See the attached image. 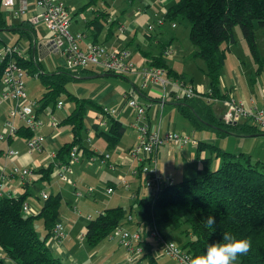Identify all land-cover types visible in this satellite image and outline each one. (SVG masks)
Masks as SVG:
<instances>
[{"label": "crops", "instance_id": "crops-1", "mask_svg": "<svg viewBox=\"0 0 264 264\" xmlns=\"http://www.w3.org/2000/svg\"><path fill=\"white\" fill-rule=\"evenodd\" d=\"M21 2L26 4L30 14L34 13L33 0H16L15 8H18ZM63 2L70 12L71 33L83 32L86 34L85 40L87 42L101 44L108 49L125 48L129 50L137 70L147 67L149 63L148 59L159 56L164 46H170V55L166 59L169 67L178 73L184 74L186 76L185 79L190 81L197 90L202 92L208 90L207 78L206 87H203L202 84L196 85L194 83L195 78L193 76L196 73L195 70H189L187 74L175 69V66L188 55L185 49L177 42V35L180 36L185 31L183 29L179 30V33L175 32L178 27V21H174L175 28H172L171 23L166 21L163 26L155 28L152 32H147L146 30V25L154 23L160 16L165 15L167 10L176 3V0H133L132 2L128 0H63ZM0 12L9 26L8 29L0 31V45L17 44L21 48L22 59L39 64L41 68L37 74L28 76L39 80V73L41 75H55L60 71L66 70L62 58L52 50L50 44L51 33L43 25L31 26L26 21V16L13 17L2 7H0ZM95 21L102 23L100 28L93 27L92 23ZM120 26L124 27L123 33H120L118 30ZM235 44L236 42L229 46V52ZM245 45L248 49L246 42ZM194 52L195 50L190 54V57L197 60L198 58L194 56ZM201 64H198L199 70H203L202 61ZM242 66L243 63L239 62L237 67L240 71L242 70ZM102 75L104 74L92 68H87L78 75H74L72 81L66 85L67 93L78 99H86L91 102L86 110L87 116L88 110L91 109V114L89 115L90 123L85 126L82 141V145L88 151V154H85V158L79 163L72 165V173L69 175L72 184L60 180L56 176L54 167L48 182H40L39 178L34 174L26 183L17 182L14 178L9 182L12 197H19L26 192L29 193L26 203L30 205L36 214L39 213L44 201L41 198V193L49 192V195L58 193L61 196H66L68 200H73L76 197L74 201L78 203L80 201L78 198L83 195L80 192H76V190L80 187L87 188L92 186L101 190L100 195L103 198L100 202L104 205L102 210L109 207L121 206L126 212H129L127 208L131 210V206L135 200L149 198L152 195L151 189L148 194H145L142 189L144 187L143 181L145 175L140 177L131 175L133 168H141L143 162L131 158L129 155L130 150L136 146L139 134L134 127L135 114L127 106L124 96L135 98L138 103L148 105L146 112L151 129H155L158 121H160L162 134L170 131L176 134L193 135L194 138L200 141L199 144L205 143L206 146H213L221 150L223 149V151H227L229 146V144H223L226 137L236 138L238 141L236 146L238 147L239 144L242 146V142L246 139L257 136L264 138V133H257L248 137H236L231 134L221 137L215 132L197 131L181 115L177 101L166 102L162 112L157 108L156 104L163 93L168 97L173 96V93L168 91V88H163L156 84L153 89H143L141 88L142 79L135 80L134 75L131 74L116 75L114 77H101ZM249 75L250 77L246 74L238 75L237 71L233 68L232 73L228 77L225 75L221 76V91L249 107L264 110V76L258 87H256V79H253L252 74ZM223 76L225 79H223ZM5 90L6 87L0 84V93ZM37 92L36 86L30 87L28 89V99L33 101L40 100L45 92H42L43 95L40 98H35L34 96L37 95ZM60 100L64 103V106L61 109H55L53 113L59 121V125L56 128L48 125L50 121L49 111L39 116L44 121V126L40 130V133L45 137L43 150L28 154L29 156L26 157L22 155L18 157L16 154L17 158L6 163L4 160V165H1L2 155L0 154V170L3 167L5 173L8 174L12 165L31 168L34 172L41 168L44 169L51 164V154L55 155L63 144L71 141L69 128L63 127V125L60 126V123L70 114L73 106L65 97ZM12 104V102H5L0 108V130L6 116L8 117L9 110L12 109ZM102 106L115 108L117 111L115 119L120 120L125 127L122 138L112 148L108 147L104 138L98 134L100 130L106 131L108 129L107 123L101 126L96 123L97 112ZM215 108L218 113L222 112V107L215 106ZM17 121L19 120L17 119ZM19 122L17 124L18 127L22 125V122ZM249 124L251 123L249 122ZM96 125L97 127H95ZM20 140L17 136L11 138L8 142L12 141V143L7 147L14 148L20 154H24L25 141ZM0 143L6 144L4 142ZM197 147L188 146L184 149H174L169 145L162 146L158 150L157 167L159 164L161 165L159 172L165 176H169L172 182L193 177L200 166L196 154ZM179 152L181 153L180 158L177 156ZM208 152L206 150L200 156L202 158L208 157ZM240 153L246 155L244 151ZM90 156H93L96 160L88 163L86 159ZM105 156L108 157L105 158ZM103 159H106L105 162L101 161ZM251 161L262 163V161L252 159ZM110 171H117V179L114 177L115 173L112 175ZM73 174V179H71V175ZM40 183H44V186L38 187L37 184ZM107 187H111L114 190L111 195L105 194ZM32 194L35 196V199L29 200L28 198ZM135 194L136 196L133 198L132 196ZM85 195L94 197L97 200L99 199L97 191L94 189L88 190ZM76 210V207H72V210H70L72 212H70L65 206L59 212L58 221H61L64 226L66 238L61 243L56 242L51 236L47 239V246L54 257L58 258L62 264H127L126 251L122 252L121 248L123 247L118 244L117 240L108 238L95 248L87 246L84 240L85 228L93 216L90 211H83L80 214ZM102 210L98 211V213ZM130 214L127 213L130 220H127L123 227L129 229V231H135L138 229L137 227L135 228L138 221ZM39 227L42 229L38 231L39 228H36V226L35 229L40 238H43L45 229L43 225ZM157 258L159 264H176L162 253ZM0 261L3 264H17L1 247ZM140 264H144L143 261Z\"/></svg>", "mask_w": 264, "mask_h": 264}, {"label": "trees", "instance_id": "trees-1", "mask_svg": "<svg viewBox=\"0 0 264 264\" xmlns=\"http://www.w3.org/2000/svg\"><path fill=\"white\" fill-rule=\"evenodd\" d=\"M164 18L165 22L184 20L189 23V40L196 48L194 56L203 62L202 72L208 79V90L213 97L229 98L221 91V71L229 46L236 42L233 33L236 26H239L252 60L257 65L256 74L264 73V58L258 52L254 33L255 26L264 28V0H176ZM92 25L100 28L102 23L95 21ZM8 28L0 12V31ZM169 47L164 46L159 56L148 59L147 67L163 70L169 79L186 82V76L172 70L167 63L168 58L164 53ZM8 61L9 58L0 64V81L3 67ZM15 61L28 75H35L41 69L39 64L32 61H24L22 58H15ZM73 76L67 70L55 75L38 74L45 93L40 100L35 101L37 116H42L46 111L53 114L63 97L73 106L70 114L60 123L69 128L71 141L57 151L54 162L59 165L67 163L74 147L82 149L84 155L88 154L82 141L86 110L91 102L67 93L66 85L72 81ZM169 102L176 101L171 99ZM177 102L181 115L197 131H211L221 137L228 134L248 137L262 133L247 120L234 125L224 124L221 121L222 112L218 113L215 106L206 104L202 98H183ZM107 124L108 129L100 130L98 134L112 148L122 138L125 127L120 120L112 117ZM33 135L23 124L18 127L16 134L23 140ZM196 150L200 166L193 177L171 184L162 182L149 198L138 199L131 206V210L135 209L138 213L135 228L143 230V241L138 244L144 246L145 251L138 264L141 261L144 264H159L157 257L162 252L156 241L149 236L152 228H156L166 241L174 243L167 240L165 231L183 226L186 227L183 232L187 241L180 247L174 244L189 254L192 260L204 255L211 244L223 242L224 235H230L251 242L250 251L238 257L236 264H264V164L252 162L243 153L234 154L206 146L205 143L199 144ZM205 150L209 151V156L202 158L200 154ZM213 160L218 163L215 165ZM213 165L217 167L212 168ZM52 170L53 163L33 171V174L40 182H48ZM28 195L26 192L19 197L0 198V247L17 264H62L46 243L59 220L61 195L50 194L43 201L37 215L27 216L22 212V206ZM127 213L131 211L126 212L123 207L115 206L92 217L85 228L84 240L87 246L95 248L107 240L116 227L123 226L128 220ZM208 216L215 218L216 224L212 228L206 227ZM35 221L42 222L45 229L43 238L37 234ZM0 264L3 262L0 261Z\"/></svg>", "mask_w": 264, "mask_h": 264}, {"label": "built area", "instance_id": "built-area-1", "mask_svg": "<svg viewBox=\"0 0 264 264\" xmlns=\"http://www.w3.org/2000/svg\"><path fill=\"white\" fill-rule=\"evenodd\" d=\"M35 11L33 14L28 12V7L21 2L18 8L16 0H0L2 7L9 15L13 17H24L31 26L43 25L48 32L51 33L50 44L53 52L62 58L64 68L73 75H78L87 68L103 74H131L135 80L142 79L141 88H155L159 85L168 88L173 93L172 97L166 96L164 93L157 102L156 106L161 110L166 102L171 99L179 101L183 98L193 99L202 98L206 104L222 107L221 121L226 125H234L243 120H247L264 133V110L256 107H249L243 102H238L233 98L219 99L213 97L211 92L199 91L192 84L185 81L172 80L166 77L165 72L161 69L152 67H143L140 70L132 60L131 52L125 48L108 49L101 44L87 42L86 34L83 32L71 33L70 12L66 8L63 0H33ZM165 23L164 15L160 16L154 23L147 24V32H152L156 27L163 26ZM171 27L176 25L171 23ZM123 33L124 27L118 28ZM1 38V37H0ZM170 51L167 50L164 56L168 57ZM7 58L10 61L3 67L0 83L6 87L5 91L0 93V106L7 101L14 102V107L9 111L7 119L3 122L0 130V142H8L10 138L16 136L18 127L15 121L18 119L33 132V137L24 140L28 154L41 152L44 147L45 137L40 133L44 126V121L36 115L35 109L37 104L33 100H29L25 91V78L28 76L27 71L19 66L15 58H22L21 48L17 44L0 45V64ZM126 98L127 106L134 112V127L138 131V146H134L130 150L131 158H137L143 162L141 168L132 171L134 177L139 174L145 175L143 186L151 189L155 193L160 188L162 182L171 184L172 180L169 176H165L157 169L158 150L162 146L169 145L174 149H184L188 146L197 147L199 140L194 136L176 134L174 132L161 133L160 121L155 129H151L150 121L147 117V106L140 104L131 97ZM64 106L62 101L57 103V109ZM117 111L115 108L102 106L96 116V123L101 126L107 123L109 118H116ZM50 121L48 125L56 128L59 121L53 114H49ZM89 140V139H88ZM56 155V154H55ZM55 155L51 154L54 171L56 176L68 183L72 184L69 175L72 173L71 167L79 163L85 156L82 149L78 147L72 148L66 164L59 165L55 163ZM5 163L17 158L16 152L10 148L2 154ZM108 156H105L107 158ZM93 156L86 159L88 163L95 161ZM106 159L101 160L105 162ZM150 165L153 167L150 168ZM150 168V169H149ZM33 175V170L27 167H19L12 165L9 173H5L4 168L0 170V198L11 197L9 182L16 180L17 182L26 183ZM114 190L111 187L105 189L106 195H111ZM41 198L46 200L48 195L41 193ZM136 196L133 195V198ZM22 212L27 216L37 215L26 202L23 203ZM77 212V210H76ZM128 220L130 218L128 217ZM143 230L138 228L135 231H129L123 226L116 227L109 235V239L117 240L118 244L126 251L127 264H138L141 256L144 254L145 248L141 244L143 241ZM149 236L153 238L160 251L167 257L175 260L178 264H192L190 255L178 248L174 243L166 241L156 228L150 230ZM51 237L56 242L61 243L66 238V232L61 221L55 223Z\"/></svg>", "mask_w": 264, "mask_h": 264}, {"label": "rangeland", "instance_id": "rangeland-1", "mask_svg": "<svg viewBox=\"0 0 264 264\" xmlns=\"http://www.w3.org/2000/svg\"><path fill=\"white\" fill-rule=\"evenodd\" d=\"M177 25H178V27L175 30V32L179 33V30L185 29L184 34H182L180 36L177 35V42L185 49V52L188 55H187L186 58L181 60L175 66V69L178 70V71L185 72L187 74L189 73L188 72L189 70H192V71L195 70L196 73L193 76L195 78V82L194 83L196 85L202 84L203 87H206L207 79L204 76V74L202 72V69L199 70V68H198V64H201V60H199V59H197V60L195 59L194 60V59H192L190 57V54L194 50H196V48L192 45V43L189 40L190 25H189V23L187 21H184V20H179L177 22ZM233 33H234V38L236 40V44H235V46H233L231 51L227 54V59H226L225 65H224V67H223V69L221 71V76L225 75L226 77H228L229 74L232 73V70L234 68L237 71L238 75L246 74L248 77H250L249 74H252L253 75V79H256V83H257L256 87H258L260 81L263 79L264 73L263 74H259V75L256 74L255 71H256L257 65L251 59L252 57H251L248 49L246 48V45H245V42H244V40L242 38L241 30H240L239 26H236L233 29ZM254 33H255V37H256L255 38V42H256V45H257L258 52L264 58V28H259V27L255 26ZM239 62L243 63L241 71L237 67ZM223 79H225L224 76H223ZM186 83L187 84H191V82L188 81V80H186ZM33 85L36 86V91L38 90L37 95L34 96V97L35 98H40L41 95H43L42 92L43 93L45 92L42 80L41 79L37 80L35 78H32L31 76L26 77V79H25V91L27 92V95H28V89H30V87H33ZM124 99L126 100V98H124ZM133 99L135 101H137L135 98H133ZM9 102H12V101H7L6 103H9ZM12 103H13L12 107H14V102H12ZM0 108H1V106H0ZM90 114H91V109L88 110L87 116H85V119H84V125L85 126L89 125V123H90V120H89V115ZM6 119H7V116H6L5 120ZM19 123H20L19 121L16 122V127H18L17 124H19ZM60 126H62V125H60ZM63 127H65V126H63ZM21 140H23V139H21ZM237 142H238L237 139L234 138V137H226L225 138V142L223 144H225V145L229 144V146L227 148V151H230V152H233V153H240V152L244 151V152H246V155H249L251 157L252 160L262 161V163H264V138L262 136H257V137H252V138L246 139L245 141L242 142V146L239 144V147L236 146ZM10 143H12V141ZM10 143L6 142V144H4V145L0 143V154L1 155H2V153L4 151L7 150V148H8L7 146L10 145ZM137 146H138V141L136 143V147ZM10 149H12V148H10ZM12 150H14V148ZM14 151L16 152L18 157H20L21 155L25 156V157L29 156L28 152H27V149H26V146H25V153L24 154H20L18 152V150H16V149ZM205 151H203V152H205ZM99 153H103V152H99ZM177 156L180 158L181 157V153L179 152L177 154ZM1 157H2L1 158V162H2L1 165H4V158H3V156H1ZM135 159H137V158H135ZM213 162H214L215 165L218 163V161H216V160H213ZM252 162H254V161H252ZM179 164H180V162H179ZM215 165H213L212 168H216L217 166H215ZM160 166L161 165L159 164L158 167H157L158 170L160 169ZM151 167H153V166L150 165V168ZM135 169H138V167L133 168V170H135ZM116 172L115 171H110V174H112V175H114L113 173H115V175H114L115 179H117V173ZM131 175H132V172H131ZM73 176H74V174L71 175V179H73ZM37 185H38V187H43L44 183H40V184H37ZM65 185L70 187L67 184H65ZM90 189H94L95 191H97V195L99 197L98 200L94 199V197H88L86 195H85L86 197L84 196V194L87 193V191L90 190ZM142 189L145 192V194H148L150 192V188H148V187H143ZM142 189H141V191H142ZM100 191L101 190L97 189L96 187H92V186L87 187V188L80 187L79 189L76 190V192H80L83 196L78 198L80 200L78 203L74 201V199L76 197H74L73 200H68L66 198V196H61L62 201H61L59 212H61L60 210L64 209L65 206L68 208V211L72 210V207H76L77 210L80 212V214L83 211H90L91 215L94 217L98 213V211H100V210H102L104 208V205H102L101 202H100V200L103 198V196L100 195V193H101ZM48 193H46V194L49 195ZM107 198H110V197H107ZM28 199L29 200H34L35 196L32 194ZM124 205H126V204L124 203ZM127 209H128L129 212L131 211L132 216L136 220H138L137 211L135 209H132V210H129V208H127ZM70 212H72V211H70ZM41 225H42L41 221H35L36 228H39L38 231L40 229H42V228L39 227ZM125 229H127V228H125ZM127 230H129V229H127ZM184 230H186L185 226H183L180 229H168V230H166L165 233L167 235V240L173 241L178 247L183 246L185 244V242L187 241V237H185L184 232H183ZM168 237L171 238V239H169ZM121 250H122V252L125 251L124 248H121ZM168 259H170V258H168ZM174 262L176 264H178L176 261H174Z\"/></svg>", "mask_w": 264, "mask_h": 264}, {"label": "clouds", "instance_id": "clouds-1", "mask_svg": "<svg viewBox=\"0 0 264 264\" xmlns=\"http://www.w3.org/2000/svg\"><path fill=\"white\" fill-rule=\"evenodd\" d=\"M215 224L213 216L206 218V227L212 228ZM250 249L249 240L224 235L223 242L211 244L204 255L193 258L192 264H236L238 257L247 254Z\"/></svg>", "mask_w": 264, "mask_h": 264}, {"label": "water", "instance_id": "water-1", "mask_svg": "<svg viewBox=\"0 0 264 264\" xmlns=\"http://www.w3.org/2000/svg\"><path fill=\"white\" fill-rule=\"evenodd\" d=\"M101 77H114V75L113 74H104Z\"/></svg>", "mask_w": 264, "mask_h": 264}]
</instances>
